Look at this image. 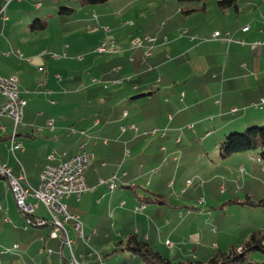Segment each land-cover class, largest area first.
Returning a JSON list of instances; mask_svg holds the SVG:
<instances>
[{
  "label": "crops",
  "instance_id": "obj_1",
  "mask_svg": "<svg viewBox=\"0 0 264 264\" xmlns=\"http://www.w3.org/2000/svg\"><path fill=\"white\" fill-rule=\"evenodd\" d=\"M54 3L59 6L65 4V2L56 0H0V6L3 8L0 13V76H15L18 80L20 94L25 100L22 122L18 127L15 128L14 121L9 116L0 115V165L10 169L14 176L24 174L26 176L24 185L36 188L52 152L57 155L51 162L58 163L85 150L93 157L85 172V179L90 189L80 197L70 195L62 198V202L66 204L69 212L78 215L83 223L84 239L78 237L72 222L66 225L71 238V234L75 233L74 250L79 260L88 259L89 264H101L96 256L94 258V255L88 258L89 251L87 250V244L99 240L102 242L98 243L104 245L105 248H110V252L106 255L98 252L102 256L104 264H138L134 255L124 252L113 253L117 243L123 241L119 231L125 232V240L131 234H138L145 241L152 243L165 257H171L172 260L175 257L184 256L186 243L167 239L166 241H170L171 246L165 242L166 246L162 245L158 249L157 244L159 243L154 242L155 239L151 240V238L154 235L158 236V224L161 222V217L163 225L166 224L167 227L171 225V233L175 234L187 223L186 217L190 216L192 212L190 210V213L188 212L186 215L178 205L173 207L170 200L175 192L170 195L160 192L166 187L173 188L175 185L174 181L169 180L168 170L164 173L166 176L158 177L154 181L152 178L150 180V177L157 175L162 166H170V163H177L183 159L182 152L174 145L180 143V136L177 135L179 129L184 125H186V129L193 130L201 123L200 120H205L206 123L202 125L203 130L201 131L205 135L204 141L212 135L208 122L216 119L213 114H210L209 117L197 114L192 119L195 121H189L188 111H194L197 106L207 108L208 111L219 106L221 114L218 117L220 119L217 121L214 134L222 132L226 128L235 127L233 115L239 113L245 117L250 116L249 119L250 122L253 121V126L261 125L257 122L260 116L255 113L259 110L264 111V106L261 109L256 108L255 111L251 104L260 102L264 98V8L260 9L261 14L256 15L255 18L241 23L238 21L241 16L240 7L239 14L235 15L237 19L233 18L237 21L235 23H238V27L234 25V32L227 30L223 36L225 40L219 41L217 55L220 59L213 64V67L212 65L206 66V64L201 66V70L204 72L213 71V73L209 74L208 80L199 84V87L190 81L186 82L181 87V91L177 92L175 87L178 83L175 79L167 80L164 83L165 90L169 92L165 95L163 102L165 104H162L168 109L166 122L164 120L154 126V128L163 130L159 136L162 142L156 141L155 138L151 142L145 143L143 147L144 152L148 151L147 155L151 156L153 164L158 159L161 164L159 168L152 166L145 169L141 163L139 165L136 162L128 163L134 144L142 143L141 140H138V134L133 132L138 130V127L136 126V129L129 127L133 124L136 125L134 121H129V124L124 123L129 119L130 114L127 113L124 116L125 111L122 112V109L116 111L113 106L120 100L122 101L124 96L122 90H125V98L130 94L129 101L131 102L144 97L151 99L160 91L156 84L162 83L163 80L154 79L150 75L152 71L147 70L139 75V77L142 76V79L138 83L130 87L125 84V88L119 87L111 93L104 92L101 86L96 84L95 79H84L87 81H83L74 67H79L80 63L84 61L82 56L76 57V54L84 50V40L79 37L71 39V37H77L80 34V32H76L79 31L78 26L72 28L68 25L61 32H50L54 25L66 24L67 20L73 16V14L66 16L53 13ZM44 6L49 7L50 11L45 13L42 18L40 10ZM34 9L37 12L32 16L30 24L27 25L29 16L34 12ZM35 19L46 23L45 29H32L31 23ZM166 26L167 24H164L158 31L159 37L160 34L166 32ZM87 27L90 28L89 25ZM69 31H72L70 35L67 34ZM228 38L231 40H227ZM159 39L156 40V43L161 49L164 40ZM104 40L103 37L98 39L96 36V41H93L90 47H94L93 50L100 53L97 51L98 47L103 42L110 41ZM111 40L116 46L122 39L116 37ZM237 40H244L246 44L238 43ZM256 41L262 43L255 44ZM125 49L128 52L134 51L133 55L139 54L140 58L143 55L141 48L132 50L128 48L126 41ZM193 49L191 48V52ZM188 51L189 49L185 53ZM18 52L22 54V57ZM181 54L184 53L181 51L178 57L182 56ZM151 57L153 56L148 58ZM162 60L158 59L159 70L164 64ZM67 62L68 66H64ZM103 63L105 64V60ZM134 63L135 60H128V62L125 60V65L122 64L116 68L106 65L102 80L112 81L110 86L113 87L123 85V81L114 80L120 79L126 74L132 75L138 67L145 64L139 62L135 66ZM215 65L216 67H214ZM87 72L89 73V71ZM135 78H138V75ZM110 86L103 88L108 89ZM201 88L207 93V99L196 97L198 89L201 92ZM140 90L143 91L139 92ZM140 94L145 95L138 96ZM3 102L4 97L0 94V105ZM83 107L85 108L83 109ZM174 110L175 115L173 116L170 111ZM164 112H166L165 109ZM163 114H160V117H165ZM223 114L226 115L223 116ZM229 116L232 118L230 119ZM49 121H52V125H49ZM189 125L192 127L189 128ZM122 126H127V129L123 130ZM150 129H144V131H150ZM14 132L15 137L12 142ZM146 137L148 136H145V139ZM172 141H175L173 147ZM18 143L20 146H17ZM171 159L172 162H170ZM165 160H167L166 163H164ZM140 178H146L147 184L153 185L154 189L141 188L140 192L138 190L140 187L136 184ZM100 179H113L115 183L113 191L106 184L100 183ZM135 190H138L140 194L145 192L143 190H149L166 195L168 203H143ZM184 193L186 194V191ZM28 201L38 204L31 214L33 220L49 218L43 203L38 202L34 197H30ZM142 205H144L143 208L136 210ZM169 205L172 209L167 210L166 207ZM16 206L6 180L0 177V230L2 232L5 230V228H1L2 225L6 227L12 223L9 216L21 219ZM23 215L26 219L24 213ZM143 225L148 228H144ZM108 226L119 228L115 236L112 235L113 232L108 229ZM14 228H19L17 223H14ZM28 228L23 225V229L28 230ZM33 228L37 229V231L33 230L36 233V242H29L23 246L13 243L7 247L11 250L3 253L4 248H2L0 238V254L10 255V263H13V258L17 257L16 253H19V257L23 260L16 262L19 264H33L31 262H35L34 264H62L63 261L64 264H67L64 257L66 248H62L59 240L46 238L49 227L33 226ZM142 230L147 231L144 236H141ZM156 232L157 235L154 234ZM110 239L117 240V243L112 245V242H109ZM42 242L43 246L48 245L52 249L51 255L40 252L41 246L38 248L36 245L42 244ZM14 245H17L18 248L12 249ZM169 249L176 250L170 254ZM28 256L32 258L31 262L26 259Z\"/></svg>",
  "mask_w": 264,
  "mask_h": 264
},
{
  "label": "rangeland",
  "instance_id": "obj_2",
  "mask_svg": "<svg viewBox=\"0 0 264 264\" xmlns=\"http://www.w3.org/2000/svg\"><path fill=\"white\" fill-rule=\"evenodd\" d=\"M238 1L241 7V16L238 21H241V23L255 18L256 15L261 14L260 9L264 8V0ZM217 2L218 0H207L205 11L200 10L202 4L199 2H179L178 0H110L104 4L87 6H80L77 1L60 4L75 7L76 10L66 24L54 25L50 32H61L68 25L72 28L79 27V31L76 32H80V34L77 37H71V39L79 37L84 40V50L76 54L77 56L75 55L77 58L82 56L84 61L80 63L79 67H74V70H76V73L78 72L77 74H80L79 77L83 81H87L84 79H95L97 81L96 84H99L98 86H101L104 92L111 93L119 87L125 88V84L130 87L138 83L142 79V76L139 77V75L147 70L152 71L150 75L154 79L159 80L160 78L163 80L162 83L156 84L160 91L154 97L152 96L151 99L144 97L131 102L129 101L130 94L125 98V90H122L121 92L124 93L122 101L120 100L113 106L116 111L122 109V112L125 111L130 114L129 119L125 120L124 123L129 124V121H134L138 130L133 132H136L139 136L138 140L142 141L141 144L138 142L134 144L128 163L136 162L138 165L141 163L145 169L152 166L160 167L161 161L158 159L153 164L151 156L147 155L148 151L144 152L143 147L145 143H149L155 138L156 141L162 142L159 136L163 130L159 128L160 130L155 134H146L144 129L151 128L150 130H152L157 123L164 120L166 122L165 118L168 109L163 106L165 104L163 102L165 95L169 94V92L165 90L164 83L167 80L175 79L176 83H178L175 90L178 92L181 91V87L186 82L192 81L193 84L196 83L197 87H199V84L208 80L209 74L212 75L213 71L204 72V70H201V66L206 64V66L212 65L213 67V64L220 59L217 55L219 41L224 38L223 36L227 30L234 32V25L238 27V23H235L237 22L235 20L237 19V14L233 11L223 13ZM54 8L53 13H58L59 4H55ZM191 10L193 11L187 13V11ZM49 11V7L44 6L40 10L41 17L43 18L44 14L49 13ZM35 12L37 11L34 9V12L29 16L27 25L32 21V16ZM233 18L235 19L233 20ZM118 23L120 24L117 25ZM125 23L127 24L125 25ZM164 24H167L166 32L160 34L159 37L158 31ZM132 25L134 26L132 27ZM71 32L69 31L67 34L70 35ZM214 33H219L220 37L214 39L212 37ZM96 36L98 39L103 37L104 41L116 39V37L122 40H119L116 44L115 52L100 54L93 50L94 47H90V44L96 41ZM228 36L230 37V34ZM146 38H150L151 41L146 42ZM157 39L164 40V43L161 44V49L156 43ZM125 41L128 48L132 50L141 48V52L144 51L145 47L151 45L153 47V57L144 58L142 55L140 58L139 54L133 55L134 51L128 52L125 49ZM191 48H194L192 52ZM188 49V53H185ZM181 51L184 54L178 57ZM158 59H163L164 63L160 70ZM103 60H105V64ZM125 60L126 62L135 60V66L139 62H144L145 64L138 67L132 75L126 74V76L124 75L120 79L114 80L123 81V85L118 87L110 86L112 81L102 80L106 65H109L110 68H116L122 64L125 65ZM66 65L68 66V62L64 64V66ZM206 68L209 69V67ZM137 75L138 78H135ZM171 84L174 86L172 82ZM106 86H110V88L104 89ZM142 91L140 90L139 92ZM83 95L85 94L83 93ZM196 97L198 99L208 98L207 93L202 88L201 92L198 89ZM164 109L166 112H164ZM213 109L208 111L207 108L197 106L194 111H188L187 117L189 121H195L192 119L197 114L198 116L205 115L207 117L213 114L216 119L214 118V121L208 122L212 135L204 141L205 135L201 131L203 130L202 125L206 123L205 120H200L199 126L197 125L198 127L196 126L193 130L186 129V125H184L183 128L179 129L177 135L180 136V143L174 145L182 152L183 159L177 163L172 162L171 159L170 162L172 163H170V166H162L157 175H151L150 177V180L152 178L154 181L158 177L166 176L164 173L168 170L170 174L169 180L174 181L175 185L173 188L166 187L160 192L166 195L175 192L170 200L173 207L178 205L180 210H184L183 212L186 215L188 212L190 213V210L192 212L190 216L186 217L187 223L175 234L171 233V225L169 227L166 224L163 225V218L161 217V222L158 224L159 232L157 237L159 238L155 235L151 238V240L155 239L154 242L160 244H157L158 249L160 246L165 245L167 239L186 243V254L180 257H172L174 261L186 259L207 261L217 252H226L232 245H238L245 241L255 231H260L264 235V159L258 151L239 153L228 158H222L220 147L218 146L219 141L224 140V135L233 131L244 132L253 126V121L250 122V116L245 117L242 113L234 114L236 126L214 134L221 111H219V106ZM254 109L256 111V108ZM256 112L255 114L260 116L257 122L264 124V111L259 110ZM170 113L174 116L175 110L170 111ZM160 114L165 117H160ZM229 118L231 119L232 116H229ZM260 127H264V125ZM145 136L148 137L145 139ZM168 142L170 144V141ZM172 142L173 147L175 141ZM163 143L166 142L163 141ZM188 180H191L192 184L186 187ZM136 184L139 185L140 189L138 190L140 192L141 188L154 189L153 185L147 184L146 178H140ZM185 187L186 194L181 192ZM166 208L167 210L169 208L172 209L170 205ZM16 209L21 219L18 220L13 218V216H9L12 223L6 227L2 225L1 228H5L4 232L0 230L3 250L10 247L13 243H19L23 246L29 242L37 241L35 239L36 233L33 231H37V229L33 228V226H30L28 230L23 229V225H26V219L18 206H16ZM14 223L18 224V229L14 228ZM143 227L148 228L146 225H143ZM108 229L115 236L119 228L108 226ZM119 232L122 234V240L124 241L125 232ZM146 232L142 230L141 236H144ZM74 234L72 233L71 236L73 240H76ZM154 234L157 235V232ZM115 239H110L109 242L115 245L117 241ZM79 241L81 240L79 239ZM98 242L102 241L95 240L87 244V250L95 253L94 258L98 252L105 255L110 252L109 247L105 248L104 245ZM43 245L42 242V244L40 243L36 246L38 248L40 246L41 248L49 247L48 245ZM175 250L169 249L168 252L172 254ZM16 255L17 257L13 258V263H10V255L0 254V264H19L16 262H22L23 260L19 257V253H16ZM68 256L69 251L66 249L64 257L67 258ZM26 259L28 262L32 261L29 256ZM41 259L39 260L42 261ZM251 259L252 264H264V252H253ZM136 261L138 264H146L138 256H136ZM31 263L34 264L35 262ZM62 264H64V261Z\"/></svg>",
  "mask_w": 264,
  "mask_h": 264
},
{
  "label": "built area",
  "instance_id": "obj_3",
  "mask_svg": "<svg viewBox=\"0 0 264 264\" xmlns=\"http://www.w3.org/2000/svg\"><path fill=\"white\" fill-rule=\"evenodd\" d=\"M3 8L0 6V13ZM214 39L220 37L219 33H214L212 35ZM227 40H231L228 38ZM146 42H150V38L145 39ZM236 42L241 44H246L244 40H237ZM262 42L256 41L255 44H261ZM135 45V43H133ZM100 53H109L115 51V43L113 40L109 42H103L97 49ZM153 47L147 46L143 51L144 58H148L152 55ZM19 56L22 57V54L18 52ZM0 94L4 97V102L0 105V115H7L13 121L15 128L19 126L22 122L25 100L22 98L19 90L18 80L15 76H0ZM254 108H263L264 98L260 102H253L251 104ZM127 115V112H124V116ZM49 125H52V121H49ZM130 128L136 129V126L133 124L129 126ZM189 128L192 125L188 126ZM123 130L127 129V126H122ZM159 128H154L146 134H155L159 131ZM164 135V133H162ZM15 137V132L12 135V142ZM20 146V143L17 144ZM83 148V146H81ZM57 154L52 152L49 155V162L45 165L40 177L39 184L36 188L28 185L25 186L24 182L26 176L24 174L14 176L12 175L10 169L6 166L0 165V177H3L13 196L15 202L19 209L26 216V225L25 228L30 226H44L47 221L42 220H33L31 214L38 207L37 203H31L28 201L30 197H34L38 202L43 203L47 209L49 215V224H51V231L48 234V238L59 240L62 248H66L69 251V256L66 259L67 264H89L88 259L79 260L75 254L74 245L75 241H70L68 238V228L67 224L72 222V226H75L78 229V237L84 239L83 233V223L80 220L79 216L69 212L66 204L62 202V198L70 195H75L77 197L82 196L90 188L85 179V172L92 162V155L81 150L78 154L65 159L58 163H52L51 161L55 159ZM167 160L164 161L166 163ZM100 183L106 184L108 188L113 191L115 183L113 179L105 180L100 179ZM192 184L191 180H188L186 187ZM186 187L182 189V193L186 191ZM144 205L139 206L136 210H140ZM180 215H182L180 213ZM8 220V219H7ZM95 234V231H93ZM166 244L171 246L170 241H166ZM18 246L14 245L12 249H17ZM11 249H5L2 252H8ZM41 253L47 255L52 254V249L49 247H43L40 250ZM95 253L89 252L88 258H90ZM96 258L101 264H104L102 256L97 253Z\"/></svg>",
  "mask_w": 264,
  "mask_h": 264
},
{
  "label": "trees",
  "instance_id": "obj_4",
  "mask_svg": "<svg viewBox=\"0 0 264 264\" xmlns=\"http://www.w3.org/2000/svg\"><path fill=\"white\" fill-rule=\"evenodd\" d=\"M58 2H74L77 1L80 6L100 5L109 2L110 0H56ZM179 2H199L202 4L200 10L205 11L207 0H178ZM218 6L223 13L233 11L236 14L240 12L238 0H218ZM75 7L60 5L58 13L61 15H72L75 12ZM195 11V9H193ZM187 11V13L192 12ZM32 29L43 30L46 23L35 19L31 24ZM140 94L138 96H143ZM264 124L250 127L244 132H231L224 135V140L219 141L220 153L222 158H228L235 154L246 153L250 151H258L264 159ZM134 189V187H131ZM141 193L135 190V193L143 203H168L167 196L157 194L149 190H143ZM32 217V216H31ZM33 219V218H32ZM47 223L44 226L49 227L51 231V224L49 218H44ZM48 238V235L47 237ZM264 252V235L260 231L253 232L248 239L238 245H232L226 252H217L213 257L207 261H200L196 259H186L181 261H174L171 258L165 257L159 250H157L152 243L142 239L138 234H131L124 242L117 243L113 253L124 252L134 256H138L146 264H252L251 254L253 252ZM67 262V261H66Z\"/></svg>",
  "mask_w": 264,
  "mask_h": 264
},
{
  "label": "bare ground",
  "instance_id": "obj_5",
  "mask_svg": "<svg viewBox=\"0 0 264 264\" xmlns=\"http://www.w3.org/2000/svg\"><path fill=\"white\" fill-rule=\"evenodd\" d=\"M73 228L75 229V231H76L77 234H78V229H76L75 226H73ZM68 238H69L70 241H73V239L69 236V233H68Z\"/></svg>",
  "mask_w": 264,
  "mask_h": 264
}]
</instances>
